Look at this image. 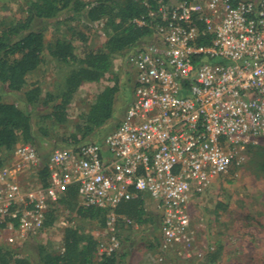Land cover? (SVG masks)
Masks as SVG:
<instances>
[{
  "label": "built area",
  "instance_id": "obj_1",
  "mask_svg": "<svg viewBox=\"0 0 264 264\" xmlns=\"http://www.w3.org/2000/svg\"><path fill=\"white\" fill-rule=\"evenodd\" d=\"M175 1L158 7L152 38L131 51L132 97L106 135L53 150L42 160L49 185L35 193L20 177L40 156L17 146L0 170V224L16 205L20 228L38 231L49 204L76 185L82 206L108 212L101 254L121 250L119 223L131 221L117 210L144 195L160 213L161 248L186 249L190 204L264 143V0ZM198 23L213 36L208 47L197 44Z\"/></svg>",
  "mask_w": 264,
  "mask_h": 264
},
{
  "label": "trees",
  "instance_id": "obj_2",
  "mask_svg": "<svg viewBox=\"0 0 264 264\" xmlns=\"http://www.w3.org/2000/svg\"><path fill=\"white\" fill-rule=\"evenodd\" d=\"M237 1L233 0V3L236 4ZM175 3V0H123L121 3L114 0L92 2L33 0L29 2L25 20L0 30V85L8 93L22 94L24 102L28 105L39 104L48 108L49 112L44 118L62 124L67 119L68 107L78 98L82 86L86 83H101L111 74L115 55L129 52L149 41L153 36L154 26L161 22V19L153 15L154 12L162 4ZM64 11L69 14L70 20L81 21L87 25L106 19L109 39L105 49L89 51L83 58H79L72 42L58 40L55 45L48 46L43 30L36 27L43 22L58 18ZM135 20L142 21L145 25L140 26ZM198 28L200 30L198 46H210L212 34L207 32L203 23H198ZM46 51L49 57L57 62L76 65L77 68L65 78L57 95L47 93L43 97L40 86L26 89V85L27 77L43 65ZM195 61L199 62V59ZM115 80L114 86L103 87L97 93L88 113L80 117L76 127L77 133L65 139L63 147H78L93 141V137L114 120L121 94L120 82ZM40 130L45 136L47 129ZM35 134L31 115L19 108L16 103L5 101L0 94V170L8 163L6 152L13 153L20 141L32 145L36 140ZM39 178L42 187L47 188L49 185L47 168H42ZM61 206L71 211L74 217L64 230L60 247L40 245L38 261L33 262L28 255L15 253L0 246V264H121V252L110 256L101 254L99 240L88 228L89 223L96 222L100 228L105 229L108 212L82 206L76 185L68 187L58 201L49 204L42 229L54 226L58 207ZM17 211L18 207L13 206L11 210L13 216L7 219V223L0 224V227L8 228L9 223L14 230H18L21 225V214ZM117 213L140 225L152 222L160 230L158 217L147 212L145 201L141 196L122 204ZM131 224L127 228H130ZM125 226L124 221L119 223L120 238ZM211 260V263L215 262V259L211 258Z\"/></svg>",
  "mask_w": 264,
  "mask_h": 264
},
{
  "label": "rangeland",
  "instance_id": "obj_3",
  "mask_svg": "<svg viewBox=\"0 0 264 264\" xmlns=\"http://www.w3.org/2000/svg\"><path fill=\"white\" fill-rule=\"evenodd\" d=\"M31 1L33 0H0V30L25 20ZM114 1L121 3L123 0ZM106 23L107 20L103 19L87 25L81 21L70 20L69 14L64 11L58 18L43 22L36 28L43 30L48 46L55 45L58 40L72 42L77 56L83 58L89 51L105 49L109 39ZM131 51L113 57L111 74L101 83H86L82 86L78 98L68 107L67 119L62 124L44 118L49 112L48 108L39 104L28 105L24 102L22 94L8 93L0 85V94L4 100L16 103L19 108L29 113L35 127L36 140L32 146L37 150L41 164L20 177L24 193H35L40 189L42 184L39 173L43 166L42 160L48 158L53 150L63 147L65 139L77 133L76 127L80 117L88 113L97 93L103 87L115 85V79L119 80L121 89L115 118L93 139L103 137L120 121L134 88ZM75 68L76 65H65L50 58L46 51L41 68L27 77L26 89L40 86L43 97L47 93L57 95L65 78ZM40 129H47L45 136ZM23 144V141H20L17 146ZM17 146L13 153L6 152L7 165H12L17 160ZM255 152L256 156L264 161V146ZM258 170L260 172V168ZM246 177L248 195L245 201L242 198L243 182H239L238 179V167H232L227 174L216 178L205 193L194 199L188 208L191 223L185 238L186 249L175 248L165 251L160 244L161 232L152 222L142 225L135 221L131 222L130 228L123 230L122 235H126L127 239L130 237L127 232L134 235L135 244L129 248L137 249L133 259H125L121 264H264V179L258 176L255 179L253 175ZM148 207L150 213L154 215L155 211L151 209L153 205L150 203ZM250 211H256V214L253 215ZM257 211L261 213L260 216ZM73 217L71 211L61 206L57 210V220L50 228L30 232L21 228L14 230L0 227V246L15 253L28 255L33 262H37L40 245L55 248L61 246L64 230ZM88 228L99 241H107L105 229L100 228L96 222L89 223ZM121 240L123 242V238ZM240 246H244V249ZM211 258L215 259V262L211 263Z\"/></svg>",
  "mask_w": 264,
  "mask_h": 264
},
{
  "label": "crops",
  "instance_id": "obj_4",
  "mask_svg": "<svg viewBox=\"0 0 264 264\" xmlns=\"http://www.w3.org/2000/svg\"><path fill=\"white\" fill-rule=\"evenodd\" d=\"M264 145H260V146H257V147H254L250 150L249 152V159L248 161L243 164L242 166H239L238 167V179H239V182H243V186H244V189H243V195H242V198L243 200L245 201L246 198H247V195H248V191H246V189L248 188L246 186V181H247V175L248 176H252L253 175V178L256 179V177H260L264 179V161H262L260 158H258V156H256V150H259L260 147H262ZM260 168V172H258ZM253 172V173H252ZM254 179V181H255ZM257 194V192H255V195ZM256 197V196H255ZM143 199L145 201V206H148L150 203L153 205V207L151 208L152 210L155 211V216L158 217L159 216V211H157V205L154 201H152L148 196H143ZM149 208V207H147ZM148 213H150L149 209L147 211ZM258 212V211H257ZM247 214H250L252 213L253 215L256 214V211L255 212H246ZM264 213V212H263ZM262 213V214H263ZM150 214H153V213H150ZM259 216L261 215V213H259ZM258 216V215H257ZM256 216L257 220H258V217ZM257 225V223H255V226ZM125 229H129V228H125ZM128 234L130 237L127 239V236L126 235H122L121 238H123V244H122V248L120 250V254H121V261L123 262L125 259L126 260H131L134 258V254H135V250L137 249H134L133 247L129 248L130 245L133 246V244H135V241L134 238H136L134 235H132L131 233H126ZM126 236V239L124 240V237ZM243 248L244 249V246H240V248ZM239 248V249H240ZM255 248V247H254ZM121 262V263H122Z\"/></svg>",
  "mask_w": 264,
  "mask_h": 264
}]
</instances>
